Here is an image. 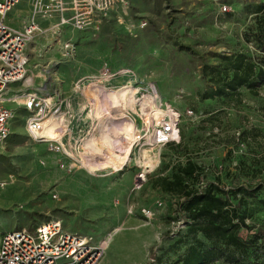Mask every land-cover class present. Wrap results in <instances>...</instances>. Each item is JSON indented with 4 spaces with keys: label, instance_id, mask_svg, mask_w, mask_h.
<instances>
[{
    "label": "rangeland",
    "instance_id": "374dc122",
    "mask_svg": "<svg viewBox=\"0 0 264 264\" xmlns=\"http://www.w3.org/2000/svg\"><path fill=\"white\" fill-rule=\"evenodd\" d=\"M23 1L31 11L28 22L41 16L46 23L36 22L40 30L31 44L30 80L18 85V91L34 89L54 100L61 97L56 123L71 131L62 141L97 163L114 151L108 138L118 135L120 123V141L130 145L126 161L131 159L119 169L86 167L77 157L50 151L28 135L27 112L9 102L14 110L10 135L0 143V236L59 220L65 229L87 235L98 245L121 227L97 264H175L191 239L185 237L186 226L179 218L178 197L154 183L170 177L174 167L189 158L203 168L200 185L218 181L226 190L255 189L241 212L254 230L264 229V84L257 95L242 88L243 103L238 106L201 100L199 94L211 88L202 72L205 64L216 65L219 56L237 50L258 55L244 32L254 24V5H264V0H60L67 24L58 30L52 24L62 12L34 13L32 0L19 3ZM103 63L124 70L112 82L121 99L114 110L108 109L113 103L106 94L75 85ZM149 81L163 103L177 97V106L197 113L194 120L182 119L181 146L151 147L146 137L136 140L131 122L140 121L141 102L124 106V92L128 89L124 104L130 103L131 93L122 86L141 87ZM93 92L108 107L99 104L100 112L96 105L90 107ZM143 209L150 210L149 217Z\"/></svg>",
    "mask_w": 264,
    "mask_h": 264
},
{
    "label": "built area",
    "instance_id": "2783aa9c",
    "mask_svg": "<svg viewBox=\"0 0 264 264\" xmlns=\"http://www.w3.org/2000/svg\"><path fill=\"white\" fill-rule=\"evenodd\" d=\"M19 2L20 0H0V143L9 137L14 116V110L8 103L21 101L22 108L27 112L25 123L28 135L34 141L46 144L50 151L62 152L71 157L62 141V137L71 132L68 127L64 126L63 134L55 139L47 137L44 132L45 122L51 116L55 122L58 121L57 117L63 104L61 97L54 100L48 93L34 89L20 93L10 91L12 85L24 84L30 80L28 66L31 44L34 34L40 30L34 19L25 23L22 30H16L6 22L8 13ZM32 4L34 13L51 15L62 12L58 23L53 26L54 29L58 30L67 24L64 6L60 0H32ZM76 20L81 23V19ZM70 46L71 44H68L67 48ZM67 53L71 55L70 51ZM122 73L124 70H116L108 63H103L97 73L77 79L75 85L78 89L87 86L86 90L93 89L108 96L109 93L119 91L112 82L119 79ZM122 87L129 88V104L132 101L141 102L140 121L136 124L133 122L137 131V142L141 137H146L145 144L151 147L179 143L182 119L197 118V113L191 107L183 110L177 106L181 101L177 97L173 98L172 102L157 104L154 97L160 93L152 81L144 83L141 87ZM123 102L126 103V100ZM142 213L149 217L150 210L143 209ZM104 251V247L101 244L96 245L91 237L65 229L59 220L41 222L33 229L7 231L0 236V264H97Z\"/></svg>",
    "mask_w": 264,
    "mask_h": 264
},
{
    "label": "trees",
    "instance_id": "16d2710c",
    "mask_svg": "<svg viewBox=\"0 0 264 264\" xmlns=\"http://www.w3.org/2000/svg\"><path fill=\"white\" fill-rule=\"evenodd\" d=\"M254 7V24L244 32V38L258 55L253 57L237 50L219 56L216 65L205 64L202 72L211 88L199 92L201 100L238 106L243 103L242 88L253 95L259 93L264 84V5ZM182 142L183 139L176 145L181 146ZM202 172V166L189 158L174 167L170 177H161L154 183L178 197L179 218L186 226L185 237L191 239L175 264H213L220 260L251 264L260 259L264 264V229L254 230L241 212L246 197L255 196V189L240 186L226 190L218 181H208L201 187Z\"/></svg>",
    "mask_w": 264,
    "mask_h": 264
},
{
    "label": "bare ground",
    "instance_id": "6f19581e",
    "mask_svg": "<svg viewBox=\"0 0 264 264\" xmlns=\"http://www.w3.org/2000/svg\"><path fill=\"white\" fill-rule=\"evenodd\" d=\"M124 93L127 95V92H124ZM91 95L93 96V98L90 100V102H91L92 105H96L97 112H100L102 110V107L99 104L105 105V106L108 107V104H105L104 102H102V101H105V100H102L99 95L95 94L94 92L91 93V94H89L90 97H91ZM108 96L110 97V102L113 103L112 106L110 105L111 107H109L108 109L114 110V108H116L115 106L117 105V102L119 103V100H121V99H117V97H116L117 94L116 93H109ZM126 98H127V96L125 98H123L122 101H125ZM154 100L156 101L157 104L158 103L160 105L163 104V97H162L161 94H158V96H155L154 97ZM123 105L124 106H126V105H129L130 106L131 104H129V103L128 104H124L123 103ZM131 123H132L133 130H135V133H136L134 135L137 138V131H136L135 124H133V122H131ZM45 125H46V128H45L44 132L46 133L45 135L47 137H50L52 139H55V138L60 137L63 134V127L60 126L58 123H56L53 120V117L52 116L45 122ZM118 127H119V131L117 133L118 135L115 136V137H112V138H108L110 140V142H111V145H112V148L114 149V151H112L110 154H108V157L109 158L108 159H105V162L104 163H102V162L97 163L90 156H88V155H81V154H79V152H77L72 147L68 148L67 146H65L66 147V150L71 155L72 158H76L77 157V161H79L82 165H84L86 167H89V165L95 167V166H97V164H99V165H102L103 164V166L112 165V166H114L113 168L119 169L120 167H122L123 165H126L130 161L131 155H130L129 159L126 161L127 155H128V152H129L130 145L124 144V143H122L120 141V138H121L120 123L118 124ZM126 133H128V132L126 131ZM126 133L123 132V134H126ZM129 139H130V137H129ZM133 145H135V142L133 143ZM119 151L122 153V156L121 157L119 156L120 155L119 154ZM119 158H120V160H119ZM143 174H140V177H143ZM123 226H125V225H123ZM121 230H122L121 227L120 228H116V229L114 228V230L106 236V239L102 243H99V244H101L104 247V249H105V247H107L112 242L113 237H114V234L119 233Z\"/></svg>",
    "mask_w": 264,
    "mask_h": 264
},
{
    "label": "crops",
    "instance_id": "0c3cea01",
    "mask_svg": "<svg viewBox=\"0 0 264 264\" xmlns=\"http://www.w3.org/2000/svg\"><path fill=\"white\" fill-rule=\"evenodd\" d=\"M29 3L26 1H23V3H19L17 4L7 15L6 18V22L13 27L16 30H22L23 26L25 23L28 22L29 18L31 17L30 13L31 11L29 10ZM36 22H38V24L44 22V18L41 16H37L36 18ZM59 21V16L55 17V22L52 24H56ZM46 23V21H45ZM20 84H14L10 87V91L12 93L17 92L19 90V86ZM19 92V91H18ZM23 92V91H21ZM11 93V94H12ZM20 93V92H19ZM17 102V101H16ZM16 105H19L22 107V102L18 101L17 104L13 103ZM74 109V108H73ZM76 111V110H75Z\"/></svg>",
    "mask_w": 264,
    "mask_h": 264
}]
</instances>
